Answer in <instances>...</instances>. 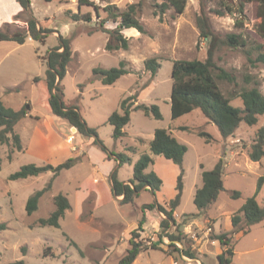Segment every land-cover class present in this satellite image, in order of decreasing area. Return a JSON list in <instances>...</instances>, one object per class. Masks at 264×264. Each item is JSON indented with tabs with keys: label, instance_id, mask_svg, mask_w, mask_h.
<instances>
[{
	"label": "rangeland",
	"instance_id": "rangeland-1",
	"mask_svg": "<svg viewBox=\"0 0 264 264\" xmlns=\"http://www.w3.org/2000/svg\"><path fill=\"white\" fill-rule=\"evenodd\" d=\"M88 1L92 6H78L77 0H30L29 8L23 9L16 0H0L1 31H23L30 17L41 28L52 31L44 44L30 37L22 45L0 42V100L14 110L25 106L28 113L14 127L23 150L18 152L10 145H0V225L4 227L0 231V264L15 261L25 264H116L129 248L131 232L143 219L138 240L147 249L133 264H218L217 256L223 247L213 236L220 234L227 237L233 250L231 264H264V219L237 230L231 226V217L246 199L255 195L258 179L264 177V156L258 162H252L248 157L256 132L264 125V115L254 126L240 123L227 138L220 135L217 127L199 109L171 120L173 61H203L206 58L207 44L200 38L195 21L199 14L198 0H188L180 15L167 11L161 20L152 16L153 0H145L139 16L144 33L135 29L123 30L128 49L116 52L105 50L108 36L98 31L99 22L106 17L103 9L113 6L122 11L137 0ZM224 1L233 11L223 16L209 12L218 7L215 1L206 2L205 11L214 34L221 39L227 34H236L250 44L262 43L254 30L258 4L246 1L243 13L239 14L236 10L238 0ZM67 11L89 14L91 22H73ZM115 26L110 20L104 22L106 29ZM59 36L69 39L72 52L61 82L63 104L78 109L85 125L96 130L97 139L77 134L50 112L43 81L45 57L48 50L58 44ZM148 59H156L160 65L155 76L145 69L144 62ZM213 59L217 66L235 77L234 83L217 81L232 107L242 108L237 96L243 88L256 86L264 95V65L250 67L240 48L222 45ZM121 61L126 62L128 73L114 84L104 86L92 77L94 68L117 67ZM35 77L39 81L34 82ZM246 77L251 79L245 80ZM129 97L135 105L157 106L161 119L131 111L130 122L123 129L125 135L116 140L107 119L113 112L120 111V103ZM156 129H169L176 140L186 146L181 165L150 154L149 143ZM200 133H206L210 138L202 137ZM67 135L72 137L71 144H74V138L76 142L79 138L83 143L82 150L70 152V147L63 142ZM44 136L49 139L44 140ZM119 154H124L131 164L119 166L115 160V155ZM144 154L152 159L145 172L155 173L161 179V186L154 194L149 189L142 190L133 204L121 205V197L115 198L112 194L110 176L116 171L119 182H130L132 167ZM68 159L77 162L59 173L40 198L37 210L28 216L25 212L27 199L47 185L52 173L48 171L14 181L8 180V176L24 165L57 166ZM219 159L224 163L223 190L211 207L198 213L193 197L196 189L201 187V173L211 170ZM180 173L182 196L174 218L177 223H184L181 230L186 236L187 247L195 251L196 259L178 258L173 248L162 244L151 248V244L158 241L159 221L163 215L156 208L142 210L143 205L155 202L167 206L177 193ZM234 191L239 193L238 199L230 197ZM58 194L64 195L70 204V209L59 220V227L36 226L38 219L48 217L53 211V198ZM255 200L260 207L264 206V182ZM190 215L192 217L188 218ZM164 243L168 241L165 239Z\"/></svg>",
	"mask_w": 264,
	"mask_h": 264
},
{
	"label": "trees",
	"instance_id": "trees-1",
	"mask_svg": "<svg viewBox=\"0 0 264 264\" xmlns=\"http://www.w3.org/2000/svg\"><path fill=\"white\" fill-rule=\"evenodd\" d=\"M21 8L28 9L30 0H16ZM50 1V0H46ZM61 1V0H57ZM188 0H153L151 4L152 16L162 19L163 15L172 10L175 15L183 13ZM215 1L218 7L209 9V12L217 16H223L226 13H232L233 8L225 3L224 0ZM246 1H254L258 4L257 23L255 25V34L262 43L253 42L250 44L241 35L227 34L223 39L215 35L211 29V25L206 14L207 0H198L199 14L196 16V26L199 30L200 38L207 44L206 58L201 60H176L172 63L171 70V94H170V113L171 120H175L183 115L191 113L194 109H199L202 115L212 122L218 129L223 138L231 136L238 128L240 123L247 126H254L258 122V118L264 115V95L260 90L253 86L251 88H243L238 94V98L242 102V108H234L230 105V99L225 97L217 85V81L234 83L235 77L226 72L223 68L216 65L213 56L215 52L222 46L226 45L230 48H240L244 53L247 64L250 67L256 65H264V0H238L237 12L243 13ZM78 6H92L88 0H77ZM145 0H137L135 3L128 4L122 11H117L113 6H107L103 9L106 17L102 19L98 26L101 33L108 36L105 44L107 52H116L128 49V39L122 35L125 29H135L139 33H144V28L139 21V16L144 10ZM98 8H95L97 12ZM70 20L73 22H91L89 14L80 15L79 13L71 14L66 12ZM112 21L116 24L113 29H106L104 22ZM52 32L38 26L37 21L30 17L26 21L25 30H0V42H14L22 45L27 37L41 44L45 43L48 34ZM71 46L69 39L58 37V44L49 49L45 57V74L44 84L48 94V106L51 114L64 121L72 130L83 137H94L97 139L96 130L88 128L81 120L78 109L75 106H65L63 104V90L61 82L67 71V66L71 60ZM145 69L150 72L151 76H155L160 65L156 59H148L144 62ZM126 62L121 61L117 67L113 68H94L92 77L98 80L102 85L108 86L114 84L119 78L126 75ZM246 77L245 80H250ZM34 82L39 81L38 77L33 78ZM256 84V83H255ZM131 97L124 99L120 103V111L113 112L107 119L109 125L113 128L112 137L121 139L125 133L124 127L130 122V112L140 111L145 116L153 119H161L158 107L155 105L133 104L130 102ZM26 116L27 110L24 107L14 110L7 107L0 100V145H10L15 151H22V144L19 135L14 133V127ZM181 130H186L181 128ZM200 136L210 138L206 133H200ZM149 151L151 155L161 156L174 164L181 165L184 155L187 152L186 146L180 144L172 135L169 129H156L153 138L149 143ZM264 156V125L256 132L255 139L250 146L248 157L252 162H258ZM10 159V156L8 157ZM118 165L123 163L131 164L124 154L115 155ZM76 159H68L57 166L44 165L36 166L28 164L22 166L16 172L8 176V180L14 181L26 179L28 177L38 176L45 172H51V180L47 185L38 191H35L26 201L25 212L28 216L34 213L38 208L40 198L47 192L52 181L59 175L62 170L69 169L75 165ZM152 164L150 156L144 154L132 167V179L128 183H121L116 179V171L110 176L111 190L115 198H120L121 205L134 203L142 190L149 189L152 194L158 191L161 186V179L153 172L146 173L145 170ZM1 166V160H0ZM224 163L219 159L214 167L209 171L201 173V187L197 188L193 197V204L201 213L211 207L218 198L219 193L223 190ZM264 177H260L257 182L256 193L253 197L246 199L244 204L239 208L237 213L231 217V226L234 229H240L241 226L250 227L260 223L264 219V206L260 207L255 200L256 195L261 189ZM177 193L175 197L167 202V206L155 203L142 206V210H152L154 208L163 215L159 221V233L157 243H152L151 248L158 245L173 248L178 258L187 257L196 259L195 251L186 245V236L181 230L184 223H177L174 218V211L180 204L182 196V173L178 176ZM238 192H232V199L239 198ZM54 209L46 218L36 221L38 227H59V220L64 217L66 211L70 209L68 199L58 194L53 198ZM192 217V215L187 216ZM186 217V218H187ZM185 218V216H184ZM185 218V219H186ZM144 219L139 223L137 229L131 232L129 239V248L126 254L116 264H133L137 256L145 251L144 246L139 239L138 231ZM184 222V221H183ZM0 225V231L3 230ZM165 238L168 243L163 241ZM213 239L217 240L223 247L222 252L217 256L218 264H231L233 250L229 246V240L225 235H214ZM157 244V245H156ZM179 244L181 247L177 248ZM9 264H25L23 261H15Z\"/></svg>",
	"mask_w": 264,
	"mask_h": 264
},
{
	"label": "crops",
	"instance_id": "crops-1",
	"mask_svg": "<svg viewBox=\"0 0 264 264\" xmlns=\"http://www.w3.org/2000/svg\"><path fill=\"white\" fill-rule=\"evenodd\" d=\"M34 135H35V132H34ZM69 137V135H67V137H66V139L65 140H63V142L68 146V147H70L69 148V151L70 152H76V151H78V150H82V145H83V143L81 142V140L78 138V142H76V140H75V138H74V144H71L70 142H68V140H67V138ZM33 139V138H32ZM43 139L44 140H47V139H49V136H44L43 137ZM21 140V139H20ZM74 145V146H73ZM29 147V146H28ZM25 150V149H24ZM27 150V149H26Z\"/></svg>",
	"mask_w": 264,
	"mask_h": 264
},
{
	"label": "built area",
	"instance_id": "built-area-1",
	"mask_svg": "<svg viewBox=\"0 0 264 264\" xmlns=\"http://www.w3.org/2000/svg\"><path fill=\"white\" fill-rule=\"evenodd\" d=\"M68 142H72V137L68 138ZM165 240V238H163V241Z\"/></svg>",
	"mask_w": 264,
	"mask_h": 264
}]
</instances>
